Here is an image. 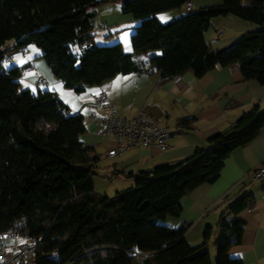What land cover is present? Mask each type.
Instances as JSON below:
<instances>
[{"label":"trees","instance_id":"1","mask_svg":"<svg viewBox=\"0 0 264 264\" xmlns=\"http://www.w3.org/2000/svg\"><path fill=\"white\" fill-rule=\"evenodd\" d=\"M102 1L0 0V233L38 240L28 259L33 264H212L211 227L200 244L192 245L185 239L188 224L171 227L163 220L179 216L183 195L213 182L229 154L259 134L264 110L253 105L208 137L209 148L143 171L133 187L109 198L94 190L93 167L100 157L79 139L85 131L82 116L71 113L53 91L21 88L22 68L3 66L4 45L9 40L17 48L35 44L53 76L75 93L118 73L155 68L168 80L187 70L200 77L216 65L233 63L243 78L264 84V0H221L165 23L157 13L190 0H122V13L138 22L130 52L120 42L94 43V28L84 15ZM225 15L257 29L214 51L203 33L212 18ZM156 50L160 54L146 62L139 58ZM191 120L182 119L179 127ZM250 206L251 198L242 195L220 213L214 264H242L228 250L241 240L244 222L237 214Z\"/></svg>","mask_w":264,"mask_h":264},{"label":"crops","instance_id":"2","mask_svg":"<svg viewBox=\"0 0 264 264\" xmlns=\"http://www.w3.org/2000/svg\"><path fill=\"white\" fill-rule=\"evenodd\" d=\"M207 1L199 2L197 7L221 2ZM121 3L122 0H106L88 9L94 12L92 27L98 24L110 29L109 27H117L129 21L127 16L122 15L124 13L121 11ZM181 15L183 14L180 9H171L157 13L156 18L165 23ZM255 29L256 25L235 16H218L210 20L203 38L209 48L218 51L233 44L243 33ZM107 36H110V40L117 39V34L113 31ZM30 46L17 48L15 41L10 40L4 45L6 49L14 50L17 60L14 64L26 71L18 79L21 88L32 92L33 86L36 90L53 91L71 113L82 116L85 131L79 139L92 147V153L110 160L112 167L109 168V182H118L116 189L133 187L134 177L143 171H150L163 164H177L189 157L196 148H209L208 137L228 128L253 105L264 110V84L243 78L237 63L216 65L200 77H195L192 71L187 70L168 80H163L160 70L155 68L139 73H118L97 85L86 87L83 92L75 93L64 88L53 76L41 56V50L32 49ZM152 54L159 55L160 51H148L139 58L146 62ZM36 72L45 77L46 87L35 85ZM99 90L106 93L109 103L119 116L129 119L142 112L167 127V149L161 151L156 147H136L107 157L106 151L114 147L112 137L109 135L108 141H104L108 134H101L99 127L90 118L91 114L106 113L92 103V96ZM185 118L192 120L187 127L180 130L179 122ZM261 162H264V127L254 139L229 154L219 176L213 182L203 183L183 195L180 199V215L167 216L163 223L171 227H177L182 222L188 224L185 239L192 245L200 244L205 229L211 227L209 240L214 244L216 222L220 213L225 210L230 200L248 195L251 206L237 214L244 222L241 240L229 248L228 255L240 258L242 264H264V196L259 185L251 183L246 177ZM225 217L228 219L231 214L226 213ZM210 259L212 262L211 254Z\"/></svg>","mask_w":264,"mask_h":264},{"label":"built area","instance_id":"3","mask_svg":"<svg viewBox=\"0 0 264 264\" xmlns=\"http://www.w3.org/2000/svg\"><path fill=\"white\" fill-rule=\"evenodd\" d=\"M185 9L187 11L191 9V2L185 5ZM220 34L221 31L218 35ZM4 61L9 63L17 61L13 49H7ZM34 83L37 87L47 86V81L40 72L35 73ZM92 103L106 112L103 115L91 114L90 118L99 127L101 134L112 137L114 147L106 151L107 157L116 156L136 147H156L161 151L167 149L166 139L169 130L156 119L142 112L129 119L119 116L103 90L97 91L92 96ZM246 177L251 183L259 185L264 196V162L249 171ZM37 248L38 240L25 239L16 232L0 233V264H26L36 253ZM75 264H86V262Z\"/></svg>","mask_w":264,"mask_h":264},{"label":"rangeland","instance_id":"4","mask_svg":"<svg viewBox=\"0 0 264 264\" xmlns=\"http://www.w3.org/2000/svg\"><path fill=\"white\" fill-rule=\"evenodd\" d=\"M191 2V9L190 11H186L185 5H183L180 8H176L177 10L180 9L182 14L188 13V12H196L198 11L199 7L198 4L199 2L202 3L203 0H190ZM207 2H214L213 0H208ZM194 3V6H193ZM212 4H219V3H212ZM211 5V4H208ZM123 16H127L129 21L125 22L122 25H119L117 27H109L110 29H107L105 27H100L98 24H95L94 26V40L96 45H110L115 42H120L122 45V48L125 52H130L131 51V41H130V35L133 33L135 26L137 25L138 22L133 20L132 16L130 14H122ZM178 18V17H177ZM175 18V19H177ZM172 19V20H175ZM170 20V21H172ZM167 21V22H170ZM117 34V39L116 40H110V36H107L109 32H112ZM109 37V38H108ZM14 41V40H10ZM32 49H40L38 48L35 44H30ZM26 50V49H24ZM3 66L5 69H10L12 66H18V64H13L9 63L7 61L3 62ZM25 70L21 71V75L23 74ZM26 73V71L24 72ZM32 88V93H36V89L31 86ZM104 141H108L109 135L104 137ZM100 157V155L98 154ZM112 167L110 160L108 158H105L104 156L100 157L99 160L94 164L93 167V184H94V190L95 192L99 194H105L109 198H113L116 194V192L120 189H116L117 183H111L109 182V178L111 177V174H109V168ZM119 184V183H118ZM119 186V185H118ZM134 186V185H133ZM130 188V187H127ZM126 188V189H127ZM121 191V190H120ZM212 240H208L207 246H208V251L210 252L212 256V264L215 263L216 260V247L213 243H211ZM31 262H29L30 264Z\"/></svg>","mask_w":264,"mask_h":264},{"label":"water","instance_id":"5","mask_svg":"<svg viewBox=\"0 0 264 264\" xmlns=\"http://www.w3.org/2000/svg\"><path fill=\"white\" fill-rule=\"evenodd\" d=\"M93 17H94L93 11L85 12L84 19H87L91 26H93Z\"/></svg>","mask_w":264,"mask_h":264}]
</instances>
